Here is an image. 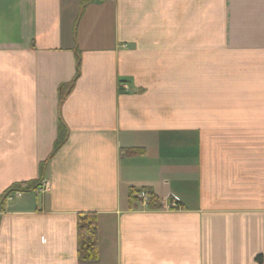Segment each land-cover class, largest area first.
<instances>
[{"label":"crops","instance_id":"crops-1","mask_svg":"<svg viewBox=\"0 0 264 264\" xmlns=\"http://www.w3.org/2000/svg\"><path fill=\"white\" fill-rule=\"evenodd\" d=\"M79 2L0 0V264H264V0L87 5L60 105Z\"/></svg>","mask_w":264,"mask_h":264},{"label":"trees","instance_id":"trees-1","mask_svg":"<svg viewBox=\"0 0 264 264\" xmlns=\"http://www.w3.org/2000/svg\"><path fill=\"white\" fill-rule=\"evenodd\" d=\"M95 1L99 0H80L79 2V13L74 18L72 37L74 38L73 50L76 53L77 65L76 75L71 83L68 85H61L59 88L60 92V105L64 103L69 93L72 91L73 86L80 76L81 67V55L77 47L75 29L80 15L82 14L85 7ZM64 33H62V36ZM64 37V36H63ZM68 130L64 125L63 121L59 123L58 139L54 146V153L64 144L66 141ZM131 153H139L140 149H130ZM46 164H42V171L45 169ZM38 188L37 184L34 183H20L14 186L11 190H8L3 196L0 197V211H3L7 204L8 196L15 190H28ZM144 193L146 195V203L149 209H160L163 207L162 201L158 195L151 188L137 189L131 187L129 190V203L130 206L137 200L138 194ZM176 202V201H175ZM177 206L181 204L176 202ZM99 229H98V216L96 212H80L77 215V256L83 261H93L99 258Z\"/></svg>","mask_w":264,"mask_h":264},{"label":"built area","instance_id":"built-area-1","mask_svg":"<svg viewBox=\"0 0 264 264\" xmlns=\"http://www.w3.org/2000/svg\"><path fill=\"white\" fill-rule=\"evenodd\" d=\"M123 88L127 89L126 85H123ZM41 190L45 191V192L46 191H50V183L48 181H44L43 184H42Z\"/></svg>","mask_w":264,"mask_h":264},{"label":"rangeland","instance_id":"rangeland-1","mask_svg":"<svg viewBox=\"0 0 264 264\" xmlns=\"http://www.w3.org/2000/svg\"><path fill=\"white\" fill-rule=\"evenodd\" d=\"M138 195H139V197L142 196L141 199L146 200V195H144V194H138ZM143 195H144V196H143ZM139 197H137V199H138ZM146 205H147V203H146ZM168 207H177V204H176V202H175V203H173L172 205H168Z\"/></svg>","mask_w":264,"mask_h":264}]
</instances>
